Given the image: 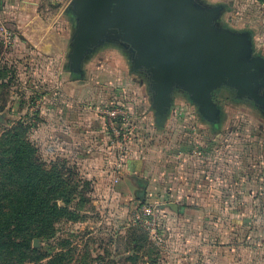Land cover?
Instances as JSON below:
<instances>
[{
  "label": "rangeland",
  "instance_id": "374dc122",
  "mask_svg": "<svg viewBox=\"0 0 264 264\" xmlns=\"http://www.w3.org/2000/svg\"><path fill=\"white\" fill-rule=\"evenodd\" d=\"M70 2L40 0L32 6L36 8L29 9L43 13L34 23L22 0H0V140L14 126L25 123L29 127L27 137L48 164L68 161L63 113L68 94L79 93L84 99L75 106L86 110L91 124L104 127L107 150L113 157L106 163V179L87 177L81 160L69 164L86 184L81 185L80 194L70 203L60 201V207L71 213L55 223L56 237L34 239L32 247L39 251L38 255L49 256L42 263L53 258L58 264H264L258 260L254 246L246 252L241 211L224 207L211 210L209 206L199 210L201 200L193 196L184 202L171 196L169 190L155 189L157 181L147 171L157 155L148 152L160 136L149 131L142 116L143 109L150 107L145 97L148 90L139 86L134 74L128 76L120 53L114 48L103 50V39L96 37L78 52L76 37L74 52H69L67 30L71 20L63 18L62 12ZM112 23L115 21L108 25ZM25 26L32 30L36 26L52 29L49 41L60 47L53 52L41 51L31 39L33 36L25 34ZM68 54L74 60L70 66ZM179 101L177 98L173 107ZM229 101L221 100L222 106L229 109L225 123L230 126L239 120L235 116L238 111L242 118L234 130L225 127L222 137L232 135L257 163L252 169L264 172V164L258 166L264 161V125L256 113ZM185 104L192 110L189 112L196 114L195 106ZM122 113L128 114L127 121L120 118ZM191 113H185L180 121L183 128L187 121H196ZM242 126L246 131H241ZM202 130L207 132L209 128ZM243 140L248 143L242 144ZM226 148L236 151L242 146L220 147L222 151ZM160 160L161 167L166 165L163 158ZM205 201L214 200L206 196ZM219 201L226 202L227 198L221 195ZM67 254L63 259L62 255Z\"/></svg>",
  "mask_w": 264,
  "mask_h": 264
},
{
  "label": "crops",
  "instance_id": "0c3cea01",
  "mask_svg": "<svg viewBox=\"0 0 264 264\" xmlns=\"http://www.w3.org/2000/svg\"><path fill=\"white\" fill-rule=\"evenodd\" d=\"M22 1L29 10L36 8L32 6H37L40 0ZM188 3L194 12L212 14L209 22L211 34L228 35L227 42L217 47L212 53L218 57L221 52H226L223 60L227 64H242L249 68L243 74H249L252 90L258 97L247 89L237 87L227 77L220 78L210 90L209 105L201 101L191 86L180 79L172 82L169 94L164 96L157 65L145 64L141 61V42L138 37L133 36L118 24H112L104 28L98 38L105 41L106 47L103 50L114 48L113 50L123 56L128 76L134 74L139 86L148 90L145 91L147 92L145 97L150 107L143 109L142 116L149 131L160 136L155 140L153 147L150 145V152H148V155H157L156 161L151 163L152 166L148 163L147 171V175L157 181L154 188L169 190L171 196L182 199L184 202L193 196L201 200L197 204L200 206L199 210L209 206L211 210L224 207L230 211H241L244 229L243 244L248 246L246 252H250L251 246H254L253 251L258 254V260L263 262L264 172L252 169L251 166L255 167L257 163L251 161L248 151H245L243 145L238 144L232 135L227 138L222 137L227 129L234 130L237 127L236 124L242 116L238 111L235 116L239 120H235V123L230 126L226 124L225 118L229 115V109L222 106L221 100L225 98L230 100L229 103L245 106L250 112L256 113L264 125V4L260 0H188ZM83 5V0H71L66 10L62 12L63 18L71 20V28H68L67 32L70 31L68 49L70 48L69 52L72 53L75 49V37L78 35L77 31L83 18ZM28 14L35 23L43 13L36 10ZM26 27L25 29H28ZM50 31L52 29L36 26L33 30H26L25 34L33 36L31 39L41 51L53 52L60 45L49 41L53 36V32ZM72 62L74 60L69 59L68 54L67 66L72 65ZM86 62L88 64L90 60ZM85 76L86 73H83V78ZM68 97L67 109L63 113L68 134V162L81 160L80 164H84L81 166L89 178L108 177L106 163L112 161L113 157L107 150L105 129L97 126L96 122L91 124L87 121L86 110L75 106L84 99V95L80 96L78 93L75 96L69 93ZM177 98L181 101L177 107H173ZM185 102L195 106L196 114L189 112L192 110L185 107ZM185 113L194 115L196 121L194 123L187 121V126L183 128L180 121ZM249 115L252 117V114L249 113ZM203 127H208L209 130L203 131ZM225 127L228 128L225 130ZM241 131H246L244 126ZM246 141L248 143V140H243L242 144ZM221 146L232 148L242 146V148L236 151L226 148V151H222ZM160 155L163 157L160 158ZM162 158L163 164H166L163 167L159 165ZM261 164H264L263 160L258 166ZM136 171L138 175L139 169ZM137 177L135 176L136 179ZM145 185L147 186L148 183L145 182ZM150 187L152 188V184ZM221 195L227 198L226 202L219 201ZM206 196H212L214 201L206 202Z\"/></svg>",
  "mask_w": 264,
  "mask_h": 264
},
{
  "label": "water",
  "instance_id": "95a60500",
  "mask_svg": "<svg viewBox=\"0 0 264 264\" xmlns=\"http://www.w3.org/2000/svg\"><path fill=\"white\" fill-rule=\"evenodd\" d=\"M83 1V18L76 35L78 52L104 28L118 24L140 39L141 61L157 65L164 96L169 94L172 82L180 79L209 105L210 90L220 78L227 77L237 87L258 97L252 90L249 74H243L249 68L227 64L223 60L226 52L218 57L212 53L227 42L228 35L210 33V12H194L188 0ZM111 20L115 23L108 25Z\"/></svg>",
  "mask_w": 264,
  "mask_h": 264
},
{
  "label": "trees",
  "instance_id": "16d2710c",
  "mask_svg": "<svg viewBox=\"0 0 264 264\" xmlns=\"http://www.w3.org/2000/svg\"><path fill=\"white\" fill-rule=\"evenodd\" d=\"M27 131L19 123L0 140V264H43L49 256L38 255L34 239L56 237L55 223L71 213L60 201L70 203L86 184L67 160L48 164Z\"/></svg>",
  "mask_w": 264,
  "mask_h": 264
},
{
  "label": "built area",
  "instance_id": "2783aa9c",
  "mask_svg": "<svg viewBox=\"0 0 264 264\" xmlns=\"http://www.w3.org/2000/svg\"><path fill=\"white\" fill-rule=\"evenodd\" d=\"M263 4H264V0H260ZM120 115H122V116H120V118L122 117V118H124L125 119V121H127L128 120V114H124V113H122V114H120Z\"/></svg>",
  "mask_w": 264,
  "mask_h": 264
}]
</instances>
